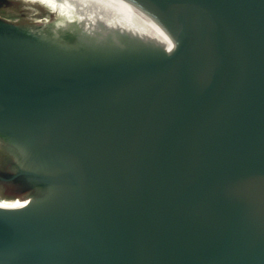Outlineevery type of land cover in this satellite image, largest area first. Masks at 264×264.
I'll list each match as a JSON object with an SVG mask.
<instances>
[{
	"label": "water",
	"instance_id": "water-1",
	"mask_svg": "<svg viewBox=\"0 0 264 264\" xmlns=\"http://www.w3.org/2000/svg\"><path fill=\"white\" fill-rule=\"evenodd\" d=\"M140 1L161 58L0 22V264H264V0Z\"/></svg>",
	"mask_w": 264,
	"mask_h": 264
},
{
	"label": "bare ground",
	"instance_id": "bare-ground-1",
	"mask_svg": "<svg viewBox=\"0 0 264 264\" xmlns=\"http://www.w3.org/2000/svg\"><path fill=\"white\" fill-rule=\"evenodd\" d=\"M24 1L47 5L56 14L52 23L43 20V24L29 25L33 30L27 31L62 46L81 45L93 56L158 59L178 46L172 31L140 0ZM0 148L13 158L12 173L26 168L16 146L0 139ZM19 204V197L0 199V209Z\"/></svg>",
	"mask_w": 264,
	"mask_h": 264
},
{
	"label": "rangeland",
	"instance_id": "rangeland-1",
	"mask_svg": "<svg viewBox=\"0 0 264 264\" xmlns=\"http://www.w3.org/2000/svg\"><path fill=\"white\" fill-rule=\"evenodd\" d=\"M0 18L14 25H39L47 20L52 23L56 14L48 7L37 2H28L24 0H0ZM53 28L52 24H48ZM10 156L0 148V181H5L12 173V164ZM8 182V181H6ZM30 189L23 183L15 185L0 184V199H9L7 196L16 198L29 194Z\"/></svg>",
	"mask_w": 264,
	"mask_h": 264
},
{
	"label": "trees",
	"instance_id": "trees-1",
	"mask_svg": "<svg viewBox=\"0 0 264 264\" xmlns=\"http://www.w3.org/2000/svg\"><path fill=\"white\" fill-rule=\"evenodd\" d=\"M21 182H19V181H16V180H13V181H8V182H6V181H0V184H2V185H6V186H8V185H15V184H20ZM9 199H13V198H16L15 196H7ZM19 197V196H18Z\"/></svg>",
	"mask_w": 264,
	"mask_h": 264
},
{
	"label": "flooded vegetation",
	"instance_id": "flooded-vegetation-1",
	"mask_svg": "<svg viewBox=\"0 0 264 264\" xmlns=\"http://www.w3.org/2000/svg\"><path fill=\"white\" fill-rule=\"evenodd\" d=\"M0 22L11 24V23H9V22H7V21L1 19V18H0ZM13 25H14V24H13ZM24 29H27V30H29V31H30V30H33V28H32L31 26H29V25L25 26ZM7 154H8V153H7ZM8 155H9V154H8ZM9 156H10V155H9ZM10 158H11V161H13L12 156H10ZM31 192H32V191H31Z\"/></svg>",
	"mask_w": 264,
	"mask_h": 264
}]
</instances>
